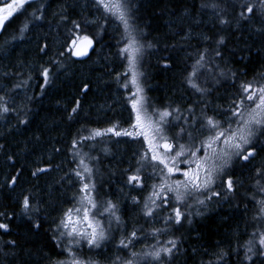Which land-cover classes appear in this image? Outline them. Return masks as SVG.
I'll use <instances>...</instances> for the list:
<instances>
[{"label": "snow or ice", "instance_id": "1", "mask_svg": "<svg viewBox=\"0 0 264 264\" xmlns=\"http://www.w3.org/2000/svg\"><path fill=\"white\" fill-rule=\"evenodd\" d=\"M90 2L99 13L97 19L89 20L82 14V18H77L69 11V6L62 5L53 13L57 18L54 27L66 30L65 49L76 57H83L94 43L93 38L84 34L86 25L96 24L99 29L111 23L117 25L120 29L117 55L124 62L125 71L116 73L115 79L119 87L129 92L126 99L130 104V115L127 127L119 121H112L107 128L78 130L77 135L72 137L70 151L77 166L71 171L69 183L78 187L71 198V206L54 220L55 227L52 228V240L60 249L57 256L65 258L49 257L48 264H98L90 257L85 258L81 250L85 245L89 249H100L109 241L115 244L118 253H123L118 254L110 264H173L180 252V241L173 230L188 219L192 201L201 206L213 197L231 201L238 194L237 184L242 185L234 178L237 169L250 164L264 148V72L256 73L250 80H240L236 71L221 69L216 62L223 59L226 36L221 33L224 29H248L250 34L264 37V0H205L201 3V9L211 10L220 29L213 35L201 33L199 40L205 47H197L194 53H188L192 63L188 65L183 83L199 99L183 109L172 105L158 107L145 93L141 79L145 75L141 70L142 62L146 51L156 45L137 23V0ZM25 5L31 6L32 0H0V32L6 30L15 14L27 11ZM46 7L42 3L28 14L17 29L19 39L25 38L24 33L41 26L36 22L44 21ZM48 23L50 28L53 27L51 21ZM183 38L191 39L190 31ZM37 49L42 56L48 55L46 37L43 40L38 38ZM0 51L4 49L0 48ZM64 54L63 50L58 53L59 56ZM53 66L56 72L64 67L62 61L52 58L38 65L42 87L52 83L55 74ZM169 66L165 64V67ZM19 75L9 71L2 74L8 83L0 84V119L7 120L13 114L16 117L27 114L24 108L15 106L17 89L25 86L27 80L10 83L13 77ZM221 79L227 80L235 92L226 106L215 105L210 109L206 100L212 94L209 85H218ZM84 91H87V86ZM72 103L73 106L67 110L69 121H74L82 110L80 99H74ZM27 123L26 119H18V124ZM85 131L87 134H84ZM124 137L128 138L125 142L142 145L139 152L133 153L134 164L130 162L128 168L121 170L124 187L129 189L126 199L133 212L143 220V224L133 226L131 231L128 230L129 222L124 219L120 201L108 198L104 182H98L97 164L101 161L98 155L91 154L103 141L105 147L101 151L110 155L105 138L110 141ZM120 142L116 140V143ZM5 151L6 145L0 143V152ZM6 159L11 161L13 157L8 155ZM48 170L37 167L32 175ZM251 171V188L241 194L254 206L250 238L231 251H206L205 255L209 256L207 264H228L233 255L236 256V264H264V162L253 165ZM20 174L17 172L9 177L7 186L16 185ZM148 180L152 183L147 185L149 191L146 196L131 195L134 190L144 191ZM18 203L29 221L40 212L39 202L34 201L32 194L23 195ZM247 210L245 203V212ZM13 215L0 211V218L4 221L11 220ZM157 223L162 226L155 227ZM40 227V223H32L33 229ZM0 230L10 232L9 224L0 222ZM149 239L154 243L145 245L140 251L134 250L138 243ZM5 244L15 246V241H6Z\"/></svg>", "mask_w": 264, "mask_h": 264}, {"label": "trees", "instance_id": "2", "mask_svg": "<svg viewBox=\"0 0 264 264\" xmlns=\"http://www.w3.org/2000/svg\"><path fill=\"white\" fill-rule=\"evenodd\" d=\"M50 1L32 0L31 6L25 5L27 11L15 14L6 30L1 32L0 43L6 41L13 43L23 40L18 38L20 34L17 29L35 8H38L42 3L47 5ZM61 2L62 5L69 6V11L77 18H82L80 14L86 17V13L76 5L80 3L79 0H62ZM203 2L205 0H137V23L147 34V38L156 45L155 48L149 49L145 53L141 69L145 74L142 77V82L146 95L158 107L172 105L183 109L199 99L183 83L186 72L189 70L188 65L192 63V58L188 56V53H194L197 48L190 41L193 42V38L199 37L201 33L213 35L220 29L211 10L201 9L200 5ZM200 15L204 16L201 20L197 19ZM208 19L209 21L213 19L211 26L205 24ZM51 21L56 24L57 18L53 16ZM200 21L203 22L199 23ZM38 22L40 21L36 23ZM113 27L115 33H112ZM186 29H188L187 32L190 31L191 39L183 38ZM62 30L66 35V30ZM84 34L91 36L96 44L110 37L117 44L120 39V29L115 23L105 25L103 29L97 28L96 24L86 25ZM221 34L226 36V45L222 49L223 59H217L216 61L221 69L236 71L240 80H250L256 73L264 72V37L254 33L250 34L248 29L235 31L226 28ZM14 36L17 38L13 39ZM27 36L28 32L24 33V37ZM173 46L175 47L173 48ZM199 47L203 48L205 45ZM32 49L36 53L32 56L23 53L22 61L33 60V57L39 54L37 45L35 49ZM62 50L65 54L59 56L58 53ZM169 57L171 59H168ZM50 58L62 61L64 67L56 72L55 66H53L55 74L52 83L45 87L55 84L56 87L53 88V91L49 89L46 100H43L40 106L36 100L24 105L22 108L25 109L26 116L22 114L21 117H16L13 114L7 120L0 119V143L6 145V151L0 152V211L9 214L14 213L9 221L0 218V222H7L10 227V232L7 233L0 230L1 264H46L52 251H60L52 240V228L55 225L47 228L39 222L41 225L39 229L32 228V223H38V219H40L42 207L49 209L50 213L54 212L50 217L54 218L57 214L55 205H61L64 199L56 191L54 180L58 177L54 176L55 174L49 175L39 183L32 175V170L34 167H38L41 162L52 161L54 158H58L59 161L56 160V162H61L63 155L60 153L61 149L58 144L62 143L67 134L72 133V121L69 122L67 119V110H70L73 106L74 99L78 98L81 101L82 110L80 113L84 111L93 118L103 117L107 109H113L112 103L114 100L111 102L110 94L108 98L105 97V90L103 91L105 96H102V99L96 96L99 92L96 91L95 95L93 94L95 87L101 91L103 85H107L108 72L100 77H95L86 68L83 69L79 77H75L77 73L74 75L71 73L67 76L65 72L69 71L78 60L74 58L72 52L65 49V45L54 48L49 53L48 58L40 63H45ZM5 61L1 65H5L7 63ZM17 62L19 61L13 59L10 61V65H15L14 63ZM165 64L170 66L165 67ZM244 73L247 75H244ZM88 77L91 78L86 82L89 84L88 90L82 93L81 89L84 84L80 82L86 81ZM21 80L25 79L16 80L15 83ZM102 80L107 81V83L104 82L102 85ZM209 86L212 87V94L206 97V100L209 102L210 109L215 105L226 106L235 92L230 83L224 79H221L218 85L212 86L210 84ZM19 118L26 119L28 123L26 125L18 124ZM3 123L9 125L4 126ZM121 125L126 127L124 124ZM73 126H75V130L78 123H74ZM9 129L20 130L17 133H12ZM84 134H87V132ZM105 140L108 141L107 147L110 150V155H105L101 151L105 147L103 141L91 153L92 155H98L101 161L97 164L99 168L97 179L98 182L101 180L104 182V191L108 192V198L120 201L124 219L129 222L128 230L131 231L133 226L138 227L143 224V220H140L138 215L133 212L130 202L126 199L129 189L124 187L121 170L128 168L130 162L134 164L133 153L139 152L142 145L139 142H125L128 141L126 137L112 138L110 141L105 138ZM116 140H121V142L116 143ZM70 148L71 143L69 142L65 152L68 165L72 170L77 165L73 160ZM55 149H60V151L57 152ZM8 155H12L13 159L11 161L6 159ZM261 162H264V148L259 151V154L250 164L243 169H237L234 178L241 181L242 185L237 184L238 194L231 201L213 197L212 200L206 201L203 206L192 201L193 207L189 210L191 214L188 219L183 221L182 225H177L173 230L174 236L180 241V252L174 259L173 264H201V261L207 264L209 256L205 255L206 251L208 253L221 249L231 251L246 243L253 231L251 221L254 206L253 203L245 201L244 196L241 194H245L246 189L251 188L253 183L252 167ZM18 171L21 174L17 184L8 187L6 181ZM151 183L152 181L148 180L144 191L134 190L131 195L146 196L149 191L147 185ZM120 189H123V191H120ZM26 194H32L34 201H40V212L33 215L32 221H29L23 215L18 203L22 196ZM71 198L69 201H71ZM245 203H247V212H245ZM161 226L159 223L155 225V227ZM161 239L164 238L161 237ZM6 241H15V246H6ZM152 243L154 241L151 239L142 241L136 245L134 250L140 251L145 245ZM242 253L243 249L241 248ZM81 254L85 258L94 259L98 264H110L111 260L118 254L123 255V253H118L115 244L111 241L104 244L100 249H89L85 245L81 250ZM64 258L65 256H60V259ZM228 264H236L235 255L229 259Z\"/></svg>", "mask_w": 264, "mask_h": 264}, {"label": "rangeland", "instance_id": "3", "mask_svg": "<svg viewBox=\"0 0 264 264\" xmlns=\"http://www.w3.org/2000/svg\"><path fill=\"white\" fill-rule=\"evenodd\" d=\"M62 0H51L46 6L45 11V19L43 22H38V25H41L40 27H35L32 29V31L28 32V36L18 42L13 43H0V48H3L4 51H0V84L2 83H8V81H5L2 77V74L6 71L9 72H20L19 76L13 77L11 80V84H14L16 80L19 79H25L27 80V84L20 89H17L16 97H15V106L17 108H22L26 104H30L32 101L36 100L37 104L40 106L41 103H43V100H46L49 92V89L52 91L53 88L56 87V84L50 87H42L43 85V79L38 76L37 69L40 62L45 61L49 53L56 47L64 46L65 45V33L62 29L55 28V24L51 21L53 18V13L58 11L60 7L62 6ZM80 3H77L76 5L81 8L85 13L86 17L89 20L97 19L99 17V13L95 11V9L91 6L90 0H79ZM203 15V14H202ZM204 17V16H203ZM203 17L200 15L197 17V19H203ZM213 20V19H212ZM212 20L209 21V19L206 21V25L211 26ZM49 21H51L53 27H49ZM203 21H200L199 23H202ZM186 33L188 29L185 30ZM115 29L113 27L112 33H115ZM43 36V37H42ZM41 37V38H40ZM46 37V42L49 44L48 49V55L42 56V54H38L36 57H33L32 60H25L22 61V54H28L32 56L36 52L32 48L35 49L37 45L38 38L43 40ZM191 44L195 47H199L204 45L200 42L199 37L193 38V42L190 41ZM20 50V51H19ZM18 52V53H17ZM118 47L116 42L110 37L105 38L95 45L94 49L92 50L91 54L82 60H78L75 65H73L69 71L65 72V74L68 75H74L77 73L75 77L81 76V72L83 69L88 68L89 73L94 75L95 77H100L104 73L108 72V77L106 80H102V85L104 82L107 83V85H103L102 90L100 91L97 88H94V93L99 92L96 94L102 99V96H105L103 93L106 92V96L108 98L109 94L111 97L112 108L111 110L107 109L105 111V114L103 117L97 116L96 118L90 117L87 115V113H79V116L72 121L71 123V132L70 134H67L62 140V143H59L60 146V153H62L63 158L60 160L61 162H56L58 158H54L52 161L48 162H41L38 167L48 168L49 170L46 173H38L36 176H34L37 181L42 182L45 180V177H48L49 175L57 176L58 178L54 180L56 191L60 196H62L64 199L61 203V205H55L56 209V215L55 217H50V215L54 214L50 213L49 209H45L42 207V211L40 213V219H38V223L44 225V227H52L54 226V220L57 219L61 212L69 207L70 205V198L72 195L76 192V189L78 185H73L69 183V177L71 176V168L68 165V159L66 156L65 149L68 146V143H71V139L74 135H77L78 130H86V129H104L107 128L110 125V122L112 121H119L121 124L126 125L127 127V121L129 119L130 115V104L127 101V96L129 95L128 90H125L118 86V83L115 79L116 73H123L125 71L124 68V62L121 60V58L117 55ZM19 61L17 63H14L15 65H10V61L12 60ZM21 59V60H20ZM7 61L5 65H1L2 62ZM5 61V62H6ZM9 65V66H7ZM11 66V67H10ZM25 66V67H24ZM10 67V69H8ZM31 76V79H28V77ZM142 79V78H141ZM62 80V79H60ZM87 80H91V78H87L86 81H81L80 83L84 84V87L81 89L82 93H84V88L88 86L89 84ZM86 83V84H85ZM110 92V93H109ZM146 93V92H145ZM95 95V94H94ZM93 99V98H91ZM94 100V99H93ZM98 100V99H97ZM87 101V100H86ZM99 101V100H98ZM65 105V104H64ZM39 110V109H38ZM37 110V111H38ZM69 121V120H68ZM70 122V121H69ZM78 123V127L74 130L75 126H73L74 123ZM4 126H7L9 124L3 123ZM20 129H9L12 133L19 132ZM86 132V131H85ZM59 161V160H58ZM56 163V164H55ZM183 167V166H182ZM37 167H34L32 172ZM19 172V171H18ZM53 176V177H54ZM73 180L75 177H71ZM47 179V178H46ZM39 182V183H40ZM203 196H200V199H202ZM42 200V198L40 197ZM40 202V201H39ZM57 250H54L51 252L50 256L53 259L60 258L58 257ZM1 264V263H0ZM48 264V262L46 263Z\"/></svg>", "mask_w": 264, "mask_h": 264}, {"label": "water", "instance_id": "4", "mask_svg": "<svg viewBox=\"0 0 264 264\" xmlns=\"http://www.w3.org/2000/svg\"><path fill=\"white\" fill-rule=\"evenodd\" d=\"M0 34H1V32H0ZM90 37H91V36H90ZM91 38H92V37H91ZM93 41H94V43H93V47L90 48V49H88V54H87V55H85V56H83V57H76V56L73 55L74 58L77 59V60H82V59L87 58V57L91 54L92 50L94 49V47H95V45H96V42H95L94 39H93ZM73 51H75V50L73 49Z\"/></svg>", "mask_w": 264, "mask_h": 264}]
</instances>
